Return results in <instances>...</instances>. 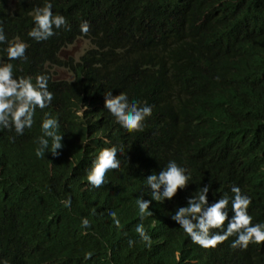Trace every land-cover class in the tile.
<instances>
[{
  "label": "trees",
  "instance_id": "16d2710c",
  "mask_svg": "<svg viewBox=\"0 0 264 264\" xmlns=\"http://www.w3.org/2000/svg\"><path fill=\"white\" fill-rule=\"evenodd\" d=\"M52 2L68 26L35 42L27 36L33 24L29 12L42 0H0L7 38L19 36L28 44L27 59L12 61L14 74L46 72L53 93L51 104L36 110L31 129L22 135L0 129V259L264 264V244L233 249L229 237L204 249L169 218L186 195L210 180V202L231 195L230 187L237 185L251 197L253 222L264 221V0ZM83 20L90 26L86 35L79 31ZM81 38L91 46L78 59L63 57ZM52 68L73 77L62 78ZM109 90L152 107L143 131L128 133L114 121L104 108L103 93ZM44 112L61 125L64 147L58 157L47 151L35 155ZM112 144L124 146L121 168L100 189H90L86 170ZM169 159L188 168L191 180L171 201L152 202V215L144 220L152 245L145 247L134 232L135 199L145 191L144 177ZM69 195L71 207L64 208L60 200ZM109 208L117 212L119 229ZM81 217L90 221L86 233ZM89 251L93 255L84 260Z\"/></svg>",
  "mask_w": 264,
  "mask_h": 264
},
{
  "label": "clouds",
  "instance_id": "9594fccd",
  "mask_svg": "<svg viewBox=\"0 0 264 264\" xmlns=\"http://www.w3.org/2000/svg\"><path fill=\"white\" fill-rule=\"evenodd\" d=\"M29 15L33 24L27 31V36L35 42L46 41L56 35L57 30L68 26L65 16L53 11L52 0H42V4L34 6ZM89 27L87 20L81 21L80 33L86 35ZM0 45H5L2 49L3 56L0 57V129H8L16 135H22L25 129L33 127L36 110H43L52 102L53 93L48 89L49 74L46 72L34 76L14 74L12 61L27 59L25 50L28 44L19 36L8 39L2 21H0ZM103 96L104 108L122 129L128 133L144 130L146 119L152 114L150 105L130 100L128 94L123 91L113 95L109 90L104 92ZM80 114V112L76 113L77 116ZM60 127L56 115L44 112L39 122L42 134L35 138L38 145L35 148L37 157H41L46 151L52 157L61 155L59 150L64 147L62 143L64 135L60 132ZM124 156L126 153L123 145L112 144L101 148L84 176L90 189H100L102 185L107 184V177L121 168V158ZM190 180V170L178 164L175 159H169L158 172L152 171L144 177L145 191L135 199L139 221L134 226V232L145 247L152 245V238L144 225L145 218L152 215L150 209L152 202L171 201L178 190L187 188ZM211 189L210 180L196 187L186 195V203L176 205L169 216L191 242L204 249L215 248L229 237H234L230 242V247L233 249L237 247L247 249L249 244H264V221L253 222V217L248 211L251 197L243 193L239 186L232 185L231 195L225 192L218 199L214 198L210 202ZM145 195L149 198H144ZM60 203L64 208H70L71 196L62 198ZM106 212L112 218V224L119 229L121 221L117 212L110 208L106 209ZM80 226L86 233L90 227L89 219L81 217ZM127 243L131 247L134 241L130 238ZM92 255L90 251L85 252L83 259L88 260ZM0 264H8V261L0 259Z\"/></svg>",
  "mask_w": 264,
  "mask_h": 264
},
{
  "label": "rangeland",
  "instance_id": "374dc122",
  "mask_svg": "<svg viewBox=\"0 0 264 264\" xmlns=\"http://www.w3.org/2000/svg\"><path fill=\"white\" fill-rule=\"evenodd\" d=\"M90 46L88 39L81 38L64 49L62 55L65 58L73 57L74 59H78ZM52 70H56L57 75L65 79H71L73 77L69 70L58 68H52Z\"/></svg>",
  "mask_w": 264,
  "mask_h": 264
}]
</instances>
